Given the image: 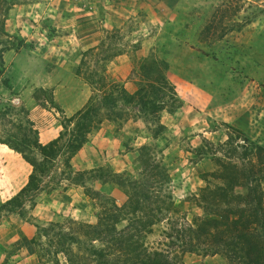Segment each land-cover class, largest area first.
<instances>
[{
	"label": "rangeland",
	"instance_id": "1",
	"mask_svg": "<svg viewBox=\"0 0 264 264\" xmlns=\"http://www.w3.org/2000/svg\"><path fill=\"white\" fill-rule=\"evenodd\" d=\"M115 87L133 99H113ZM91 106L77 126L68 119ZM78 126L83 139L72 149ZM58 135L36 187L0 208V264H68V254L95 264L86 226L101 211L120 214L118 231L129 223L122 207L132 189L112 179L123 172L139 178L153 221L135 234L126 227L119 259L153 251L230 264L182 245L174 228L237 219L238 200L222 194L243 197L248 186L263 195L264 212V0H0V139L20 146ZM142 164L163 174L152 178ZM31 171L0 145V204ZM216 198L224 203L211 205Z\"/></svg>",
	"mask_w": 264,
	"mask_h": 264
},
{
	"label": "trees",
	"instance_id": "2",
	"mask_svg": "<svg viewBox=\"0 0 264 264\" xmlns=\"http://www.w3.org/2000/svg\"><path fill=\"white\" fill-rule=\"evenodd\" d=\"M118 87H115L117 89ZM115 98H120L122 95H125V98L131 100L133 96H127L125 94V89L120 88L119 90H114ZM111 104H115V100H112ZM141 110L145 107L146 104H149L148 101L144 100V97L140 98ZM93 106L86 108L83 111H77L75 115L69 116V120H74L76 122L74 126L79 124L81 118L84 121L88 118ZM84 127V126H83ZM60 135L51 139L45 144H40L35 138L33 141L25 140L22 141L21 145H11L9 141L0 139V143L5 144L13 152L17 153L24 161L29 163L32 166L31 173L28 174L26 183L14 194L11 198L9 197L0 204V208L10 205L14 207L19 204V198L36 187L37 182L39 181V174H43L48 170V165L55 155L58 153L59 145L58 140ZM83 139V128L78 126V132L74 134L71 138V141L68 142V147L74 149L78 147ZM33 149H36L40 153V160H37L33 155L27 154L26 152H32ZM143 165V164H142ZM143 173H149L150 177L156 178L158 175H162L163 172L160 170H154V168H147V165H143ZM112 179L116 183L124 186H128L132 189V193L126 199L127 202L123 205L122 210L124 215H127L126 219L129 223L126 227H129L133 233H137V229H142L143 224L150 225L153 221V214L151 212L144 211V201L147 197L141 198L138 193L141 191V187L138 183V179H130L125 172L123 173H114ZM256 180V179H255ZM156 183V181H155ZM158 186V185H157ZM159 188V187H157ZM213 192L209 190L208 193ZM222 196L226 199H237L235 205V210H237L240 215L237 219L233 220L226 215H221L220 217L212 218H201L199 219L200 224L196 225H186L181 224L180 226L174 228V236L178 238V241L182 245L192 246L191 249L202 251H213L220 252L225 259L230 264H264V233L257 232L259 226H262L264 229V212L262 206V194L257 190L256 186H248L247 192L242 195H231L223 193ZM211 205H222V202L219 198L213 199ZM225 203L228 202L225 200ZM246 214V217L243 216ZM119 213L116 212H107L101 211L97 218V224L95 226H86L88 230L84 231L85 237L94 235V238L91 239L88 249H90V255L93 258V263L95 264H183L180 260L173 262V258H170L169 253H158V252H137L134 251L133 256L130 258L119 259L120 255L125 253L126 244H123L126 236V227L122 230H117L114 226L115 221L119 218ZM49 228V227H48ZM48 228H46L48 230ZM115 234H120L119 236ZM108 235L111 238H107ZM133 235V234H131ZM63 238H58L57 243L60 246V249L65 253L68 252V248H64L63 245L68 238L69 234ZM78 240L76 236H71ZM113 238V239H112ZM110 239V240H109ZM94 240L98 241V244L102 243V246L99 248L93 249ZM119 243V244H117ZM189 246V247H190ZM215 246V248H211ZM115 247L116 252H107V249H112ZM188 247V248H189ZM136 249V248H134ZM123 250V251H122ZM188 250L189 249H182ZM69 255V254H68ZM67 255L68 264H88L86 262H81L80 257L75 260L71 259V256ZM80 260V261H79ZM121 260V261H119ZM79 261V262H78Z\"/></svg>",
	"mask_w": 264,
	"mask_h": 264
},
{
	"label": "built area",
	"instance_id": "3",
	"mask_svg": "<svg viewBox=\"0 0 264 264\" xmlns=\"http://www.w3.org/2000/svg\"><path fill=\"white\" fill-rule=\"evenodd\" d=\"M6 101V100H4ZM19 101V99L17 97H14V98H9L8 99V102L11 103L12 105H15L17 102Z\"/></svg>",
	"mask_w": 264,
	"mask_h": 264
},
{
	"label": "crops",
	"instance_id": "4",
	"mask_svg": "<svg viewBox=\"0 0 264 264\" xmlns=\"http://www.w3.org/2000/svg\"><path fill=\"white\" fill-rule=\"evenodd\" d=\"M0 145L6 146V145H5V144H3V143H0Z\"/></svg>",
	"mask_w": 264,
	"mask_h": 264
}]
</instances>
